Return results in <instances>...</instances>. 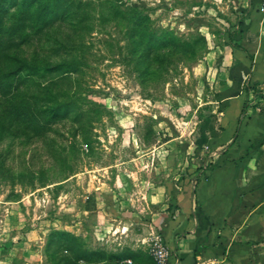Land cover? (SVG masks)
Here are the masks:
<instances>
[{"label": "rangeland", "instance_id": "374dc122", "mask_svg": "<svg viewBox=\"0 0 264 264\" xmlns=\"http://www.w3.org/2000/svg\"><path fill=\"white\" fill-rule=\"evenodd\" d=\"M61 1L64 16L43 28L52 15H41L45 0L0 4L4 29L17 23L13 12L34 10L19 34L0 32V79L22 64L72 68L20 87L21 100L72 104L43 129L7 116L0 91V256L30 246L40 250L38 264H85L75 262L79 244H118L133 231L130 242L145 247L127 251L133 264H157L162 214L174 221L178 213L170 184L196 187L223 160L228 145L208 141L221 111L223 51L254 0ZM251 93L254 107L261 100ZM159 181L166 189H155ZM60 233L73 239L54 238Z\"/></svg>", "mask_w": 264, "mask_h": 264}, {"label": "crops", "instance_id": "0c3cea01", "mask_svg": "<svg viewBox=\"0 0 264 264\" xmlns=\"http://www.w3.org/2000/svg\"><path fill=\"white\" fill-rule=\"evenodd\" d=\"M261 3L262 0H254L240 30L223 51L222 81L216 89L219 93L216 103L221 111L208 140L214 147L228 145L222 152V162L209 170L196 187L187 182L181 188L170 184L173 193L170 203L177 206L178 213L174 221L162 214L161 232L181 264H264V102L261 97L256 106L247 107L250 118L240 124L244 104L254 96L251 93L254 89L247 91L246 86L249 84L264 94ZM159 183L155 189H166L161 186L162 181ZM104 196L107 195L100 199ZM154 197L158 201L162 199L160 192ZM9 215L16 224L22 216L16 211ZM128 236L122 243H96L98 248L89 249L120 253L145 248L143 244L130 242L137 238L133 231ZM19 252L25 264L39 263L40 250L25 246L1 255L0 264H13V255ZM107 262L133 264L134 261L130 257L102 261Z\"/></svg>", "mask_w": 264, "mask_h": 264}, {"label": "trees", "instance_id": "16d2710c", "mask_svg": "<svg viewBox=\"0 0 264 264\" xmlns=\"http://www.w3.org/2000/svg\"><path fill=\"white\" fill-rule=\"evenodd\" d=\"M2 0H0V4ZM24 2H31V0H23ZM43 10H42V17H44V13H51V17L48 20L44 21V24L41 26L46 27L48 23L52 24L57 22L61 16H64V10L61 9V0H45ZM51 1V2H50ZM27 3L25 6H29L30 3ZM48 3V4H47ZM49 3L52 4V8L48 9L46 8ZM34 10L30 7H25L24 9L19 10L20 17L17 16V12H13L11 15H13L17 20L16 24L12 25V27L8 29H4V24L0 23V32H4L5 34H9L11 36L17 35L22 31L21 29L22 24L20 23L21 19L24 21L26 20V15H30L32 17ZM9 11L6 9L4 14H8ZM35 17V16H34ZM30 18V17H29ZM1 21V19H0ZM0 33V34H1ZM234 37V36H232ZM71 66L68 63H61L54 66H47V67H37V66H30L27 64L20 65L17 69L14 71H10L4 75V79H0V91L5 92V97L8 98L6 107L4 108L5 114L7 116L11 117L15 121H18L19 123L23 124L24 126H27V129L34 130V129H43L46 124L49 122H56L59 119L67 117V115L71 112L72 104L70 102H56L54 106L48 107L45 105L39 104V99H37V96H29L26 100H21L20 96L18 95L20 93V87L23 86V83H26L29 81V78L38 76L42 79H45L49 77L50 75L64 72L65 74L71 72ZM13 77H16V81L19 82V84H16L15 87H12L13 84H8L9 82H3L2 81H8L7 79H13ZM5 88V89H4ZM252 87L248 84L246 86V90L249 91ZM254 92L261 97V99L264 102V94L259 92L258 89L255 87L253 88ZM5 90V91H4ZM13 98H12V97ZM12 98V99H10ZM29 98L31 99L29 101ZM247 107L248 102L244 104V107L242 109V119L240 121V124L243 120L249 119L250 115H247ZM264 107V103H263ZM45 121V123L43 122ZM204 177H206L204 175ZM54 238L59 240H66L67 238L73 239L69 234L67 233H60L57 236H54ZM78 257L75 259V262L83 263L85 264H97L102 263V261L105 260H113V259H126L127 257L131 256L129 253L123 252L121 254H112V253H106L103 250H90L87 248H84L82 245L79 244L78 246Z\"/></svg>", "mask_w": 264, "mask_h": 264}, {"label": "built area", "instance_id": "2783aa9c", "mask_svg": "<svg viewBox=\"0 0 264 264\" xmlns=\"http://www.w3.org/2000/svg\"><path fill=\"white\" fill-rule=\"evenodd\" d=\"M260 9L264 17V0H262ZM151 251L157 264H181L179 258L172 251L169 244L161 239L156 240Z\"/></svg>", "mask_w": 264, "mask_h": 264}]
</instances>
